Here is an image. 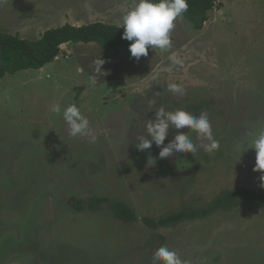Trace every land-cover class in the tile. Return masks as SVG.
Here are the masks:
<instances>
[{
	"label": "rangeland",
	"instance_id": "obj_1",
	"mask_svg": "<svg viewBox=\"0 0 264 264\" xmlns=\"http://www.w3.org/2000/svg\"><path fill=\"white\" fill-rule=\"evenodd\" d=\"M133 3L0 0V30L36 40L66 23L119 25ZM218 3L201 33L186 17L177 19L166 52L151 48L136 60L96 42H71L41 69L0 79V264H152L161 246L189 264H264V205L242 202L157 229L143 221L201 207L226 189L264 192L250 147L264 128V0ZM170 54L183 67L168 71ZM100 56L107 73L100 79L126 94L122 99L89 86ZM173 82L183 95L167 90ZM56 104H76L96 142L68 135L62 116L51 111ZM160 107L206 111L220 149L208 154L199 148L206 140L170 128L164 143L188 132L195 156L159 158L163 145L154 142L137 150L135 138ZM94 196L126 204L137 219H119L107 201L96 210L77 208Z\"/></svg>",
	"mask_w": 264,
	"mask_h": 264
},
{
	"label": "clouds",
	"instance_id": "obj_2",
	"mask_svg": "<svg viewBox=\"0 0 264 264\" xmlns=\"http://www.w3.org/2000/svg\"><path fill=\"white\" fill-rule=\"evenodd\" d=\"M188 0H134L133 5L121 12V22L118 28L123 27L121 38L131 43L128 45L129 52L133 58L139 60L142 56L148 55L149 48L168 51L172 48L170 33L175 27V21L188 10ZM168 71L173 67H183L184 60L175 54L168 56ZM105 60L101 56L94 61V72L89 77V86L96 87L99 79L107 75L102 68ZM167 90L173 94H184V88L178 83H168ZM155 101L149 104L152 110ZM51 111L62 116L68 128V135L72 137H90V142L97 140L90 130L89 120L83 115L76 104H68L62 108L61 105H53ZM188 129L196 134L200 140L202 148L208 154H214L220 149L219 141L213 135L212 125L206 111L199 115L183 109L166 110L164 107L155 109V118L148 119L145 125L146 134L138 135L135 147L139 151L150 149L153 142L157 147L163 145L159 151V158L181 157L183 154L191 153L195 156L198 146L191 136L182 131H178L174 138L165 144V139L169 134V129ZM248 140H245L244 143ZM243 143V145H244ZM250 147H254L256 152V162L253 171L264 173V128H261L251 140ZM244 148V147H243ZM242 153V152H241ZM239 159L240 160V156ZM155 163H149L151 165ZM264 188V175L260 177ZM152 264H189L183 260L179 254L167 246L156 249L152 255Z\"/></svg>",
	"mask_w": 264,
	"mask_h": 264
},
{
	"label": "trees",
	"instance_id": "obj_3",
	"mask_svg": "<svg viewBox=\"0 0 264 264\" xmlns=\"http://www.w3.org/2000/svg\"><path fill=\"white\" fill-rule=\"evenodd\" d=\"M218 1L188 0V10L182 16L190 20L196 29H202L209 19V11L220 6ZM123 31V27L118 28L116 24L103 21L83 25L66 23L44 31L36 40L0 30V79L22 70L42 68L46 63L53 61L59 55L61 46L68 42H96L104 50L131 56L128 48L131 42L121 38ZM104 201L110 203L115 216L119 219L125 222L137 219L129 206L108 198L94 196L87 203L78 201L77 208L82 210L87 204L91 209H97ZM242 202L264 205V192H256L245 187L226 189L201 207H183L167 213L160 219L145 217L143 221L155 229L160 226H176L186 220L203 218L220 210L228 211Z\"/></svg>",
	"mask_w": 264,
	"mask_h": 264
},
{
	"label": "crops",
	"instance_id": "obj_4",
	"mask_svg": "<svg viewBox=\"0 0 264 264\" xmlns=\"http://www.w3.org/2000/svg\"><path fill=\"white\" fill-rule=\"evenodd\" d=\"M210 12V11H209ZM182 17V16H181ZM181 17H179V19L181 18ZM185 17V16H184ZM209 20V19H208ZM208 20L206 21V23H205V26L202 28V29H197L198 30V32H195V33H201V31L206 27V25H207V22H208ZM190 21V20H189ZM191 22V21H190ZM192 23V22H191ZM193 25V24H192ZM195 28V27H194ZM189 29V28H188ZM196 29V28H195ZM191 30V33H192V29H190ZM68 43H71V42H68ZM68 43H66V44H68ZM64 46H65V43L63 44ZM172 46H173V42H172ZM172 49V48H171ZM121 54H123V53H121ZM39 69H41V68H39ZM106 81L104 80V79H100L99 80V83H98V85L96 86V87H93V93L95 92L96 94H105L104 95V97L103 98H111L112 99V97H114V96H118V97H120L119 95H120V93H121V90L120 89H118V88H116V89H112V90H108V89H106ZM108 90V91H107ZM119 90V92H117V94H114L113 92H116V91H118ZM126 95V94H125ZM125 95L124 94H122V96L120 97L121 99H122V97H125ZM119 98V99H120Z\"/></svg>",
	"mask_w": 264,
	"mask_h": 264
},
{
	"label": "flooded vegetation",
	"instance_id": "obj_5",
	"mask_svg": "<svg viewBox=\"0 0 264 264\" xmlns=\"http://www.w3.org/2000/svg\"><path fill=\"white\" fill-rule=\"evenodd\" d=\"M78 203V202H77ZM77 205V204H76ZM92 210H96V209H92Z\"/></svg>",
	"mask_w": 264,
	"mask_h": 264
}]
</instances>
